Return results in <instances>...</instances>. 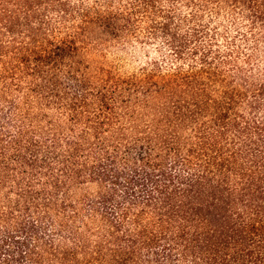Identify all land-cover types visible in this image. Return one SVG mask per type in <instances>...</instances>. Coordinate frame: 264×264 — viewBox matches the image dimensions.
Returning a JSON list of instances; mask_svg holds the SVG:
<instances>
[{
    "label": "trees",
    "instance_id": "1",
    "mask_svg": "<svg viewBox=\"0 0 264 264\" xmlns=\"http://www.w3.org/2000/svg\"><path fill=\"white\" fill-rule=\"evenodd\" d=\"M0 264H264V0H0Z\"/></svg>",
    "mask_w": 264,
    "mask_h": 264
},
{
    "label": "rangeland",
    "instance_id": "2",
    "mask_svg": "<svg viewBox=\"0 0 264 264\" xmlns=\"http://www.w3.org/2000/svg\"><path fill=\"white\" fill-rule=\"evenodd\" d=\"M144 60L145 59L142 56L137 60H134V59H132V57L131 58L129 57V58H127L125 64H123V66L126 69H130V68L137 66L138 64H142V62H144Z\"/></svg>",
    "mask_w": 264,
    "mask_h": 264
}]
</instances>
